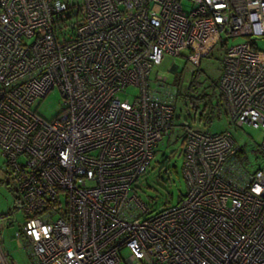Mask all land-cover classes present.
Returning a JSON list of instances; mask_svg holds the SVG:
<instances>
[{
	"label": "built area",
	"instance_id": "built-area-1",
	"mask_svg": "<svg viewBox=\"0 0 264 264\" xmlns=\"http://www.w3.org/2000/svg\"><path fill=\"white\" fill-rule=\"evenodd\" d=\"M221 35L248 39L222 57L230 124L264 130V0H0V152L32 264H264V166L247 171L229 132L181 124L177 204L153 213L134 191L176 119L152 70L198 66Z\"/></svg>",
	"mask_w": 264,
	"mask_h": 264
},
{
	"label": "rangeland",
	"instance_id": "rangeland-1",
	"mask_svg": "<svg viewBox=\"0 0 264 264\" xmlns=\"http://www.w3.org/2000/svg\"><path fill=\"white\" fill-rule=\"evenodd\" d=\"M184 10H189V4L183 3ZM248 41L246 38H227L221 35L219 40L205 58H202L198 66L192 65L185 56L166 57L159 67L152 70L149 81L151 87H155L156 77L165 79L164 87L168 93H172L175 99L176 119L170 136L163 140L155 150V157L146 174L135 185V193L139 200L146 206H150L153 213H157L163 207L175 205L180 197L186 193L187 186L182 174V126L184 124L194 130L206 131L210 134L229 132L243 154L240 157L247 171L253 173L264 166V158L260 152V146L264 140V130L244 125L240 128L230 124L226 115V107L222 102L218 103V96H211V101H194L190 97L203 94H212V86L218 84L222 70V57L226 48ZM255 46L264 52V38H257ZM198 72L195 90L189 88L192 74ZM138 91L133 87L126 89L119 95L121 100L130 103L136 97ZM218 94L217 90L214 92ZM38 114L46 121H50L59 114L63 108L61 94L55 87L44 99L38 102ZM209 122V123H208ZM16 194L14 193L6 166L0 152V239L7 260L10 264H32L27 249V241L19 244L15 239L17 232H22L24 216L18 208ZM122 262L128 257L126 250L122 251Z\"/></svg>",
	"mask_w": 264,
	"mask_h": 264
},
{
	"label": "trees",
	"instance_id": "trees-1",
	"mask_svg": "<svg viewBox=\"0 0 264 264\" xmlns=\"http://www.w3.org/2000/svg\"><path fill=\"white\" fill-rule=\"evenodd\" d=\"M197 75H198V72H194V73L192 74V79H191V81H190L189 88H191V89H193V90H195V82H196ZM216 90H217V92H218L217 95H215V93H214ZM212 91H213L212 94L198 95V96H204V97H195V98H194V97H190V96H189V98H190V100H191V103L195 104L194 101H202V100H205L206 102H209V101H211V96H218V97H217V101H218V103H219V104H221L222 102L224 103V98H223L222 94L220 93V91L218 90V86H217V84H214V85L212 86ZM194 92H196V90H195ZM224 104H225V103H224ZM226 115H227V114H226ZM242 154H243V152H242V150H241L240 153H239V157H241ZM181 197H182V196H181ZM181 197H180V199H181ZM180 199H179V200H180Z\"/></svg>",
	"mask_w": 264,
	"mask_h": 264
}]
</instances>
